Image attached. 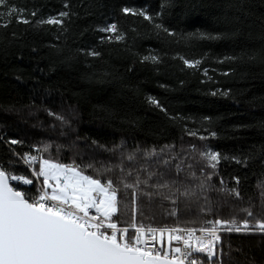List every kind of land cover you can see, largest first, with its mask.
<instances>
[{"label":"trees","instance_id":"1","mask_svg":"<svg viewBox=\"0 0 264 264\" xmlns=\"http://www.w3.org/2000/svg\"><path fill=\"white\" fill-rule=\"evenodd\" d=\"M8 2L25 9L22 14L30 21L17 22L13 13L4 17V21L11 20L8 26L0 27V161L14 160L10 169L14 174L32 178L31 169L13 156L10 147L21 154L35 153L29 145L37 142L52 141V158L61 163H71L79 151L83 160L77 158L78 164L87 163L94 152L97 159L115 162L114 157L94 149L93 140L109 147L123 140L129 149L136 144L149 149L175 145L176 150L208 146L224 157H249L246 163L220 161L213 185L236 187L233 178L239 176L242 198L210 192L212 200L227 201L219 215L230 218L233 209L238 211L250 203L255 214L262 215L264 0H171L162 18L155 14L167 0H68L67 7L65 0ZM124 6L148 10L155 23L175 28L177 35H158L153 22L123 13ZM61 11L69 12L63 26L37 23ZM112 22L127 33V39L101 43L99 37L106 34L98 27ZM197 29L220 34V38L184 39L181 35ZM81 48L101 55L86 56ZM149 52L160 55L161 61H142L141 56ZM177 54L200 59L201 64L188 68ZM148 97H155L167 111ZM69 105L76 113L70 117L71 127L61 128L45 111L68 116ZM10 138L24 143L10 145L6 143ZM72 141H76L75 148L70 146ZM57 144L63 146L59 152ZM190 154L193 160L198 155ZM196 171L199 175V165ZM178 175L184 178L183 172ZM39 183L34 179L32 185L20 186L36 194ZM120 197L130 204V193L121 192ZM173 207L169 201L144 198L140 201L143 216L137 219L154 226L179 222L182 227H199L189 223L198 218L195 205L186 210L181 203L178 218L170 214ZM238 218L244 214L239 213ZM118 219L123 222L130 215L122 211ZM220 236L214 260L209 262L205 254H198L204 264H264V234L221 230Z\"/></svg>","mask_w":264,"mask_h":264},{"label":"snow or ice","instance_id":"2","mask_svg":"<svg viewBox=\"0 0 264 264\" xmlns=\"http://www.w3.org/2000/svg\"><path fill=\"white\" fill-rule=\"evenodd\" d=\"M67 6L68 0H65ZM168 7H171V0L161 5V11L155 16L162 18ZM24 11L9 4L8 0H0V27L8 26L11 20L4 21V17H11L13 13L17 14V22L30 23L22 14ZM121 11L143 16L145 20L153 22L158 35L161 32L169 36L177 35L175 28L155 23L154 16L144 8L124 6ZM31 15L35 16L36 12L33 11ZM68 16V11H61L37 23L63 26L64 18ZM98 31L106 34L99 37L101 43L127 39V33L121 31L116 22L98 27ZM181 35L184 39L220 38V34L199 29ZM79 51L94 58L101 55L93 49L81 48ZM177 56L188 68H197L201 64L200 59ZM141 60L157 63L161 61V56L149 52L141 56ZM148 99L167 111L155 97ZM45 111L59 122L61 128L71 127L70 117L76 114L71 105L68 106V116L51 109ZM204 119L210 120L209 117ZM189 135L195 136L197 133L189 132ZM209 135L215 136L216 133L210 132ZM200 139L205 137L201 135ZM6 143L22 145L24 141L10 138ZM70 146L75 148L76 141H72ZM91 146L114 157L115 162L111 158L97 159L94 152L87 163L78 164L76 159L83 160V155L77 151L71 163H61L52 158V141L29 145L35 154L31 151L21 154L10 147L13 156L31 169L32 178L14 174L10 170L15 166L14 160L6 163L0 161V264H204V260L197 256L205 254L209 262L216 258L221 230L264 234V204L260 210L262 215L257 216L250 203L238 211L233 209L230 218H222L219 213L227 206V201H214L208 195L217 191L242 198L239 176L233 178L237 186L231 188H216L212 180L222 159L246 163L249 157H224L211 147L197 149L196 145H189L187 149L182 146L176 150L175 145L152 146L149 149L136 144L129 149L123 140L111 147L93 140ZM62 147L57 144L55 150L59 152ZM190 153H198L195 160ZM173 170L177 175L173 176ZM181 172L184 173L183 179L178 175ZM40 178L42 180L36 194H30L22 186L12 183L16 181L32 185L34 179ZM220 183L224 184L223 178ZM260 188L264 201V182H260ZM121 192L130 193V204L121 199ZM144 198L149 202L157 198L161 202H171L174 207L170 214L177 218L181 203L186 210H191L195 205L198 218L189 223L199 224V227H182L179 222L172 226L145 224L137 219L138 215L143 216L140 201ZM122 211L129 213V220L121 222L118 219ZM239 213H243L244 218L239 219ZM208 215L215 218H203ZM217 264H221V261H217Z\"/></svg>","mask_w":264,"mask_h":264},{"label":"built area","instance_id":"3","mask_svg":"<svg viewBox=\"0 0 264 264\" xmlns=\"http://www.w3.org/2000/svg\"><path fill=\"white\" fill-rule=\"evenodd\" d=\"M33 154H35V153H33ZM12 183L14 184V186H16V185H22V182L12 181ZM39 186H40V183H39V185L37 186L38 189H39ZM92 211L94 212V210H92ZM197 258H198V256H197Z\"/></svg>","mask_w":264,"mask_h":264},{"label":"rangeland","instance_id":"4","mask_svg":"<svg viewBox=\"0 0 264 264\" xmlns=\"http://www.w3.org/2000/svg\"><path fill=\"white\" fill-rule=\"evenodd\" d=\"M41 182V180H39Z\"/></svg>","mask_w":264,"mask_h":264}]
</instances>
